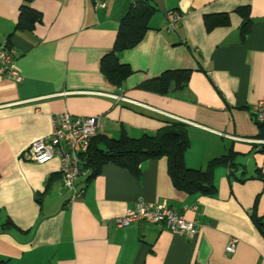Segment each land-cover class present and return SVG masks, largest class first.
Instances as JSON below:
<instances>
[{"label": "crops", "instance_id": "0c3cea01", "mask_svg": "<svg viewBox=\"0 0 264 264\" xmlns=\"http://www.w3.org/2000/svg\"><path fill=\"white\" fill-rule=\"evenodd\" d=\"M132 1L34 0L42 19L20 30L22 0H0V42L18 52L20 73L0 74V264H264V125L253 112L264 99V0H150L148 30L118 52L132 73L116 85L100 63ZM168 10L182 15L175 31ZM184 69L186 83L159 90L165 71ZM63 112L101 117L91 143L155 135L176 120L188 128L186 166L205 170L228 154L232 165L213 167L212 194L177 189L166 157L144 161L138 178L112 163L90 178L82 166L83 194L70 200L60 160L26 156ZM139 198L166 202L196 235L163 223L118 226Z\"/></svg>", "mask_w": 264, "mask_h": 264}, {"label": "trees", "instance_id": "16d2710c", "mask_svg": "<svg viewBox=\"0 0 264 264\" xmlns=\"http://www.w3.org/2000/svg\"><path fill=\"white\" fill-rule=\"evenodd\" d=\"M33 1L22 0L17 29L32 30L42 19L41 13L32 7ZM155 9L150 0H134L128 3V9L119 22L113 49L100 63L101 71L116 85H120L132 73V68L128 64L120 62L118 52L133 47L143 38ZM210 24H214V21H209L208 25ZM190 73L189 69L165 71L158 78V88L161 84L163 86L159 90L167 92L172 82L179 87L188 81ZM99 140L100 142L96 139V142L90 144L89 150L81 159L82 166L88 169L90 178L100 173L104 165L109 163L127 169L138 178L140 165L144 161L166 157L168 172L174 186L189 194L214 193L216 186L213 167L220 163L231 162L232 165L233 161L229 159L228 154L212 159L205 170L186 166L184 153L189 146L188 128L186 124L172 119H169L155 135L144 134L138 138L123 135L118 139L102 137ZM255 222L261 227L262 224L257 218Z\"/></svg>", "mask_w": 264, "mask_h": 264}, {"label": "built area", "instance_id": "2783aa9c", "mask_svg": "<svg viewBox=\"0 0 264 264\" xmlns=\"http://www.w3.org/2000/svg\"><path fill=\"white\" fill-rule=\"evenodd\" d=\"M103 6L104 3H98ZM167 29L175 31L182 22V15L176 10L166 12ZM18 52L9 45L7 40L0 42V74L7 75L14 80H20L17 66ZM257 120L264 125V99L260 100L253 110ZM101 128L100 116H75L69 112L59 114L53 120V128L48 136L35 140L27 149L26 156L30 160L43 164L53 158L60 160V174L63 184L70 190V200L81 197L83 189L76 185L78 177L86 172L82 168V156L89 150L90 143L98 135ZM118 226L133 222L163 223L169 230L192 238L197 233L194 221L178 210L170 207L166 202L148 204L139 198L132 209L115 218ZM237 239L232 238L226 247L233 252Z\"/></svg>", "mask_w": 264, "mask_h": 264}, {"label": "rangeland", "instance_id": "374dc122", "mask_svg": "<svg viewBox=\"0 0 264 264\" xmlns=\"http://www.w3.org/2000/svg\"><path fill=\"white\" fill-rule=\"evenodd\" d=\"M70 197H71V192H70ZM187 219V218H186ZM189 220V219H188ZM191 221H193V220H191ZM116 222V221H115ZM117 224V223H116Z\"/></svg>", "mask_w": 264, "mask_h": 264}]
</instances>
